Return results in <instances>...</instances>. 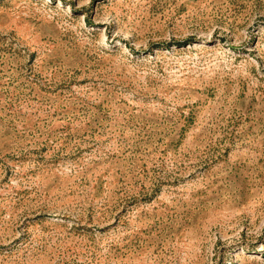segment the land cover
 I'll return each mask as SVG.
<instances>
[{
	"label": "rangeland",
	"instance_id": "1",
	"mask_svg": "<svg viewBox=\"0 0 264 264\" xmlns=\"http://www.w3.org/2000/svg\"><path fill=\"white\" fill-rule=\"evenodd\" d=\"M0 264H264V0H0Z\"/></svg>",
	"mask_w": 264,
	"mask_h": 264
}]
</instances>
